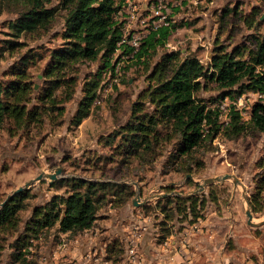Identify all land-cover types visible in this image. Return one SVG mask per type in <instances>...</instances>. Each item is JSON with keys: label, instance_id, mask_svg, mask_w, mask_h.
Listing matches in <instances>:
<instances>
[{"label": "rangeland", "instance_id": "obj_1", "mask_svg": "<svg viewBox=\"0 0 264 264\" xmlns=\"http://www.w3.org/2000/svg\"><path fill=\"white\" fill-rule=\"evenodd\" d=\"M165 4L164 14L172 24L165 45H158L144 62L129 57L111 78L104 72L100 102L80 125H75L72 119L84 95V85L100 71L101 61L79 62L68 71L65 79L73 77L75 84L56 90L62 109L50 108V102L40 99L53 84L54 77H47L46 69L51 51L64 42L67 11L59 9L48 28L18 34L11 22L25 9L24 4L20 0H0V80L9 84L20 74L27 77L34 90L29 106L40 113L38 120L23 124L10 118L0 122V203L41 173L62 168L57 180L43 177L26 189L31 196L20 212L18 232L0 235V264L36 262V241L47 230L34 233L26 228L27 223L36 206L68 191L66 181L54 183L70 177L117 184L100 191L103 196L98 220L122 208L128 220L134 215L157 220L160 241L177 229L191 237L201 235L213 240L217 246L210 258L213 264H264L263 133L248 130L234 139L220 133L191 155L177 152L180 139L170 125L158 127L159 137L148 152L142 148L133 154L121 142L125 135L122 126L131 119L134 102L153 84L149 78L152 68L165 53H192L208 65L217 45L230 49L251 45L253 35H264V0H165ZM51 6H59L58 0ZM221 91L216 83L208 82L198 95L211 107H220L221 120L227 122L232 99L215 101ZM259 99L258 94L248 93L236 101L246 120ZM225 174H234L241 183L236 185L230 178L199 191L206 178ZM118 184L129 185L131 194L123 189L115 195ZM138 194L142 203L137 206L132 201ZM191 195L195 197L194 213L190 202L184 201ZM254 204L259 211L253 209ZM113 208L118 210L110 211ZM248 208L254 221L262 224L248 223ZM258 251L263 252L262 258Z\"/></svg>", "mask_w": 264, "mask_h": 264}, {"label": "trees", "instance_id": "obj_2", "mask_svg": "<svg viewBox=\"0 0 264 264\" xmlns=\"http://www.w3.org/2000/svg\"><path fill=\"white\" fill-rule=\"evenodd\" d=\"M20 1L25 9L11 22L12 29L18 34L48 28L59 9L67 11L64 42L51 51L46 69L47 77H54L53 84L40 99L47 104L50 102V108L62 109L55 96L56 90L65 84L67 87L75 84V78L65 79L68 71L79 62L101 61L100 71L85 83L84 95L72 119L73 124L80 125L99 102L104 72L110 78L118 72L120 47H125L124 52L132 53L131 49L119 44L123 24L116 14L122 0H58L59 6L51 7L48 5L55 0ZM170 33L171 27L163 26L144 37L140 50L130 57L131 61H146L158 45H165ZM149 78L153 84L145 88L139 100L134 102L131 119L122 126L125 135L121 142L128 145L133 154L142 148L146 152L153 149L160 125L173 128L180 139L177 152L181 155L193 154L195 149L220 133L231 139L248 130L264 134V100L259 99L253 104L248 120L236 105L244 94H264V35H253L251 45L247 46L230 49L226 45H217L208 65L192 53L181 56L179 51L167 52L154 65ZM208 82L216 83L222 90L215 101L226 97L232 99L227 122L221 120L223 110L220 107H211L198 95ZM33 92V86L21 74L9 84L0 80V122L7 118L21 124L38 120L40 113L29 106ZM147 104L153 109L149 110ZM65 181L70 185L68 191L56 193L45 204L36 206L27 229L36 233L57 224L63 232L78 233L90 229L98 218L103 196L100 191L106 192L109 187L117 185L81 177L61 179L54 185ZM123 189H127L128 194L132 192L129 185L118 184L113 193L117 195ZM30 196V191L23 190L11 195L0 206V235L18 232L20 212L26 208ZM184 201L190 202L189 208L194 213L195 197L188 196ZM253 209L260 210L255 204Z\"/></svg>", "mask_w": 264, "mask_h": 264}, {"label": "crops", "instance_id": "obj_3", "mask_svg": "<svg viewBox=\"0 0 264 264\" xmlns=\"http://www.w3.org/2000/svg\"><path fill=\"white\" fill-rule=\"evenodd\" d=\"M122 211H112L109 218L97 219L92 228L76 235L61 231L59 224L47 229L36 241L33 264H213V240L177 229L160 241L157 220L143 215L128 220ZM131 245L136 247L134 254L129 252ZM258 252L262 258L263 252Z\"/></svg>", "mask_w": 264, "mask_h": 264}, {"label": "built area", "instance_id": "obj_4", "mask_svg": "<svg viewBox=\"0 0 264 264\" xmlns=\"http://www.w3.org/2000/svg\"><path fill=\"white\" fill-rule=\"evenodd\" d=\"M165 8V0L121 1L116 14L118 21L123 24V36L119 44L121 46L125 45L128 50L131 49L132 53H126L124 52L125 47H120L118 53L121 54V57L117 64L118 72L125 60L140 50L144 37L163 26H171V22L166 19L167 16L164 14ZM258 95L264 100V94ZM129 252L132 254L136 253L135 245L130 246Z\"/></svg>", "mask_w": 264, "mask_h": 264}, {"label": "water", "instance_id": "obj_5", "mask_svg": "<svg viewBox=\"0 0 264 264\" xmlns=\"http://www.w3.org/2000/svg\"><path fill=\"white\" fill-rule=\"evenodd\" d=\"M61 173H62V168H61V167H57V168L55 169V171L52 172V173H45V172H44V173H41V174L38 175L35 179H32V180L28 181L24 186H21V187L15 189V190L13 191V193H11V194L7 197V199L10 198L11 195H13L14 193L21 192V191H23V190L28 189V188L31 186V184H32L33 182H35V181H37V180H40V179H42L43 177H48V178H50V181L53 182V181H55V180L58 179V176H59ZM230 178H231V179H234V182H235L236 185L239 184V183H241V181H240V180H239L234 174H225V175H223V176L208 177V178H206V179L204 180V183L201 184L199 191H202V190L206 187V185H208V184H212V183L219 182V181H223V180L230 179ZM140 198H141V196H140V194H138V195L133 199V204H134V205H137V206L140 205V204L142 203V202L140 201ZM7 199H6V200H7ZM6 200H5V201H6ZM5 201L2 202V203H0V206H2V205L5 203ZM247 215H248V223H249L250 225H252V226H259L260 224H262V223H257V222L254 221V215H253V211H252L251 208H248V209H247Z\"/></svg>", "mask_w": 264, "mask_h": 264}]
</instances>
